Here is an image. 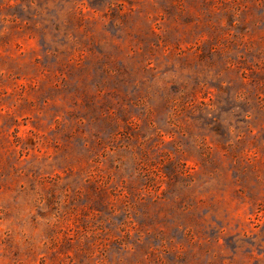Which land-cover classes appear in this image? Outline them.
I'll list each match as a JSON object with an SVG mask.
<instances>
[{"label": "rangeland", "instance_id": "1", "mask_svg": "<svg viewBox=\"0 0 264 264\" xmlns=\"http://www.w3.org/2000/svg\"><path fill=\"white\" fill-rule=\"evenodd\" d=\"M0 264H264V0H0Z\"/></svg>", "mask_w": 264, "mask_h": 264}]
</instances>
